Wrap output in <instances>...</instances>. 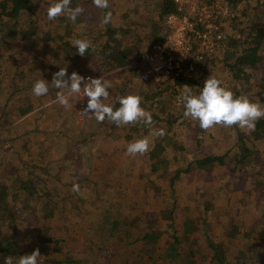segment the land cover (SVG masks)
Listing matches in <instances>:
<instances>
[{
    "label": "rangeland",
    "instance_id": "374dc122",
    "mask_svg": "<svg viewBox=\"0 0 264 264\" xmlns=\"http://www.w3.org/2000/svg\"><path fill=\"white\" fill-rule=\"evenodd\" d=\"M46 1L44 4L35 2L36 14L39 28L45 27L46 34L42 30V35L48 37L46 40L41 38L42 45L52 40L51 32L59 39L53 49L42 52V56L35 49L31 56L28 49L31 43L12 42L7 49L9 58L5 57L0 62V195H6L7 204L18 210L14 224L0 225L17 228V234L9 239L1 238L0 245L9 240L16 244L9 249L23 251L31 243L39 247L40 240L46 239L48 234L57 235L67 252L83 257L88 253L92 237L95 235L98 238L96 228L104 229L106 225H111L112 237L106 239V243H110L113 251L122 252L120 259L135 264H159L147 256V245L143 239L145 233L157 235L162 232L154 251L158 255L171 247L169 241L174 232H181L188 223L193 225L190 238H195L201 255L211 251V240L220 242L227 233L233 234L234 244L238 242L240 245L248 241L239 238L241 233L249 234L251 226L257 225V230L264 234V179L260 180L264 175L257 169L254 172L248 170L250 155L238 159L244 145L239 143V132L246 135V145L252 146L253 128L217 125L208 130L201 129L198 122L183 116L182 103L176 99L173 112L180 119L172 128L152 124L142 128V133L132 136V131L124 126L97 128L98 123L92 120V115H86L80 108L81 102L86 105L87 97L77 96L68 107H64L53 102L57 91L54 87L50 86L46 96L32 95L33 83L42 78L51 82L60 67L72 66L73 71L85 66L78 71L83 77L106 78L109 75L103 74V77L98 72H86L87 66L91 67L88 61L71 53L63 60L65 54L58 50L56 44H61L60 40L70 32L72 20L62 15L49 21L46 12L52 0ZM256 1H247L246 6ZM109 3L111 10L116 11V14H109L110 19L114 17L115 21L124 15V22L135 23L140 29L139 38L138 33H132L123 36V42L134 50L144 51L145 40L155 33L152 26L158 18L156 8L159 0H109ZM82 15L85 23L78 24V27L89 28L86 38L92 44V7L84 8ZM96 29L103 30L100 34L103 33V23ZM224 53L222 50L214 58ZM39 56L48 59V66L55 64L49 68L38 64L36 57ZM217 65L215 73L221 75L223 67L218 60ZM8 66H12L8 69L16 66L21 69L22 73L16 77L18 83L10 84L4 78L3 70H8ZM45 68L47 74L43 73ZM128 68L115 69L113 78L120 81L123 76L131 77ZM247 75L246 79H250L251 75ZM134 80H137L136 77ZM160 82L158 85L163 87V95L175 94L166 86L172 85L169 80ZM227 84L235 96L240 91V96L246 97L254 87L252 85L245 92L239 82ZM21 87L27 91L25 98L6 99L7 91L23 92ZM110 91L105 101L118 99V89ZM26 104L31 105L32 110L18 116L16 112ZM9 119L11 122H8ZM157 129H163L166 135H151ZM166 136L165 162L155 170L147 152L142 155L126 152L128 143L136 139L147 137L151 147ZM206 155H221L223 162L200 165L198 160ZM236 165L247 166L240 168ZM31 172L35 180L21 187L18 181L24 180V175ZM8 173L12 178L16 175L15 180L9 179L13 186L20 188L19 191L10 188ZM73 184L78 185V191H73ZM112 201L119 202V205L111 207L109 204ZM136 217L139 222L133 220ZM116 218L121 220L119 227L112 226ZM39 227L43 229L39 230ZM44 231L48 232L46 236L41 235ZM198 257L196 255V259Z\"/></svg>",
    "mask_w": 264,
    "mask_h": 264
},
{
    "label": "trees",
    "instance_id": "16d2710c",
    "mask_svg": "<svg viewBox=\"0 0 264 264\" xmlns=\"http://www.w3.org/2000/svg\"><path fill=\"white\" fill-rule=\"evenodd\" d=\"M38 1L40 3L42 2V4L47 3L46 0H0V62L5 57L6 59L9 58L7 49L11 47L12 42H23L25 44L31 43V47L28 46V49H30V55L32 56V51L37 49V52L39 51V55L42 56V52L51 51L54 47V43L59 41L57 37H53V32H51L49 34L52 40H50V42L46 45H42L43 42L41 38H45L44 40H46L48 37L42 35V30L45 31V27L39 28L40 22L39 17L36 14L37 8L35 5V2ZM207 1L213 2L218 0ZM219 1L222 2L224 6L229 7L230 14L228 16L231 17L229 18L231 20L225 19L224 21L225 28L228 31L226 39L222 42L223 45L226 43L223 48L225 53L218 58H213V56H211L212 58L208 57L204 62L195 63V65L200 69V75L196 78H179L172 83V85H166L169 87L170 91H175V94L171 92L166 96L163 95V87L158 85L160 81L157 83L154 81L140 83L137 82V80H134L136 77L137 65L139 64L144 51L151 44L161 41L166 35L165 16L170 12H177L175 0H159L156 8L158 11V18L154 21L155 24L152 26L155 28V33L151 38L145 40L146 48L144 51L134 50L130 47V45H126V43L123 42V36H130L132 33H138L137 37H140V29H138V26L135 23L127 21L124 22L122 19L124 15H122V17L119 16L115 21L113 20V17L112 19L109 18L107 23L104 22L106 15H109L110 13L116 14V11L111 10L109 0L107 8L104 9L97 8L93 4V0H72V7L77 5L81 6L83 9L92 7L91 22L95 28L92 26L91 48L85 56L81 57L75 52V48L73 47V42L75 40H87L86 37L88 35L89 28L85 29L86 27L84 26L78 27V24L84 25L85 23L83 20L85 17L83 15L82 17L79 15L75 21L72 20L70 23L72 29H70V32L66 33L63 38L62 36L60 37L62 38V40H60L61 44H56V47L58 50H62L64 52L65 56L63 57V60H65L69 53H71L76 55L78 58L88 61L91 67L87 66L88 68L86 69V72L92 71V73L98 72L99 74H106L109 71L118 68L122 69L129 67L128 70L131 77H126L122 83H120L121 86L118 87L120 89L117 91L118 96L121 97L134 94L142 97L141 106L149 111L152 116L151 125L158 124L159 126L172 128L174 124L178 122L177 120L180 119V116L173 112L176 99H178L185 87L191 88L193 94L198 93L203 85V81L209 75L214 77L218 76L216 78H218L222 82V85L226 88H228L226 86L228 85L227 82L229 84L231 82H239L242 91L246 92L252 85H254L253 91L249 92L246 97L251 102H257L264 106V0H257L255 3L248 4L247 6V1L250 0ZM53 2L54 0H52V3ZM102 23L105 30L100 34V31L103 30L96 28L100 27ZM35 36L36 38H34ZM42 46L43 48H40ZM40 56L36 57L38 64H45L47 65V68L55 64L51 63L48 66V63H46L48 59ZM10 59L12 60L14 58ZM217 60L223 67L220 71L221 75H216L215 73V68L218 66ZM14 65L15 64L12 66ZM12 66H8L6 69ZM47 68H45L43 73H48L45 72ZM72 68V66L67 67V74H71L73 71H76L79 74L78 71L84 69L85 66H81L79 69L77 68L71 71ZM1 71L2 70H0V73ZM255 71L258 72L256 73ZM3 73L4 78L11 82L10 84H14L15 81L17 83L19 82L16 77H18L22 71L18 66H16L12 69L3 70ZM247 73L251 75L250 79L249 77L246 79L248 76ZM16 74L17 76H15ZM146 84L149 85V87H147ZM27 89L29 90L30 87L28 86ZM21 90L23 92L14 90L7 91L6 99L25 98L27 91L23 87H21ZM239 92L237 93L238 96H240ZM104 102L112 104L114 107L119 106L117 98ZM26 105L18 109L16 112L18 116H22L32 109L31 105ZM181 113H183V105ZM92 118V120L97 122L93 116ZM8 122H11V119H9ZM97 123V128L101 126H108L113 129L116 128V124L107 119ZM151 125L146 126L142 122H136L123 126L125 128L127 127L129 131H132V136H135L136 134L142 133V128H148ZM251 136L253 138V145L247 146V141H245L246 135L239 132V143L244 145L241 146L242 153L238 159H241L242 157H249L248 155H250L253 159L251 158L248 170L250 172H254L255 169H257L258 172L264 175V118L256 121L255 126L251 131ZM166 140L167 136L161 141L155 142L147 151V154L152 161V167L154 170L165 162V143L168 141ZM260 152H262V155H260ZM217 161L221 163L223 162L221 155H206L199 159L198 163L203 166H211ZM236 166L243 168L247 165ZM36 173L40 175L39 171H36ZM10 175L11 173L7 174V182L10 184V188H13L15 192L19 191V187L12 185V181L9 179V177L12 178ZM24 176V180L18 181L21 187H24L28 182L31 184V182L35 180L32 176V172L27 173ZM16 178L17 177L15 175L12 179L15 180ZM263 179L264 176L260 180L263 181ZM263 190L264 185L262 191ZM109 205L111 207H116L119 205V202L112 201ZM17 215L18 210L14 209L12 205L7 204V196L0 195V225L4 224L3 226H5L6 224H14L17 220ZM133 220L136 222L140 221L138 217ZM120 223L121 220L117 219L112 222V226L119 227L121 225ZM42 229V227H39V230ZM0 230V240L5 237L6 239H9L18 231L17 228L2 226H0ZM238 230L235 231L236 234ZM95 231L96 237L98 238L96 239L95 235L92 237V242L88 245V253L83 257L79 254H70L65 250L62 239H59L57 235H49L47 231H44L41 235L46 236V234H48V237L40 240L39 247L35 246L34 243H31V245L26 247L23 251H18L16 248L9 249V246H16L14 242L9 240L5 245H0V264H3L4 257L6 256H13L15 264V259H17L19 255L31 254L33 250L37 249L42 255L40 258L41 264H135L130 263L129 260H125L124 258L120 259L122 252L120 250L117 252L113 251L110 243H106L107 240L112 237L111 235L113 232L111 225L110 227L106 225L104 229L97 227ZM192 231L193 225L188 223L181 232H174L169 241L171 247H169L162 255L154 253L156 250V244L160 239L159 236H161L162 232L160 231L157 235L145 233L146 235H143V239L147 245V256L152 257L153 262H159V264H264V234L257 230V225L251 226L249 234L244 232L241 233V237L239 238L248 239V241L242 242V245L238 242L234 244L232 239L233 234L227 233L224 240L220 242L211 240V251H206L205 254L202 255L200 251H197L198 245L195 238H190ZM235 238H237V235ZM188 242H191V244L188 245ZM195 242L196 246L194 247L193 244ZM235 245L239 248V250ZM186 248L191 251H187ZM196 255H199L197 259ZM134 256L139 259L138 254L135 252ZM180 259H182L183 263L180 262Z\"/></svg>",
    "mask_w": 264,
    "mask_h": 264
},
{
    "label": "clouds",
    "instance_id": "9594fccd",
    "mask_svg": "<svg viewBox=\"0 0 264 264\" xmlns=\"http://www.w3.org/2000/svg\"><path fill=\"white\" fill-rule=\"evenodd\" d=\"M97 8H107L108 0H93ZM72 0H54L47 8L46 16L52 21L62 15L69 20L75 21L84 11L77 5L72 7ZM110 16L106 15L104 22L107 23ZM75 52L81 57L85 56L91 48L88 40L77 39L73 42ZM67 67H60L48 82L45 79L36 80L31 88V93L35 97L46 96L49 88L57 89L54 103L68 107L71 100L77 96L87 97L86 105L82 112L92 115L97 122L105 119L112 121L116 126L128 125L142 122L146 126L151 125L152 116L149 111L141 106L142 97L129 94L118 98V107L104 101L109 97V90L112 85L109 80L102 78H88L73 71L67 74ZM140 82V81H139ZM151 82V81H150ZM147 83V82H140ZM183 105V116L192 121L198 122L201 129L208 130L214 126L239 128H254L256 121L264 118V106L257 102H251L245 96H235L233 92L224 87L222 82L209 75L204 81L199 92L193 94L191 88L185 87L178 97ZM164 130L157 129L151 135L163 136ZM150 148V141L147 137L136 139L128 143L126 152L130 155L144 154ZM73 191H78L79 187L73 184ZM42 255L39 250H33L31 254L19 255L15 259V264H41ZM3 264H14L13 256L4 257Z\"/></svg>",
    "mask_w": 264,
    "mask_h": 264
},
{
    "label": "built area",
    "instance_id": "2783aa9c",
    "mask_svg": "<svg viewBox=\"0 0 264 264\" xmlns=\"http://www.w3.org/2000/svg\"><path fill=\"white\" fill-rule=\"evenodd\" d=\"M175 3L177 12L165 16L166 35L144 51L137 65L140 82L193 79L200 75L195 63L214 58L226 45L222 42L227 37L224 21L230 14L228 6L219 0H175ZM84 106L85 102H81L82 110Z\"/></svg>",
    "mask_w": 264,
    "mask_h": 264
},
{
    "label": "crops",
    "instance_id": "0c3cea01",
    "mask_svg": "<svg viewBox=\"0 0 264 264\" xmlns=\"http://www.w3.org/2000/svg\"><path fill=\"white\" fill-rule=\"evenodd\" d=\"M221 55H222V54H221ZM113 71H114V70L109 71L108 73H106V74H109V75L106 76V79L109 80V81L111 82V85H112L110 93H111L112 91L116 90V89H120V88H118V87L121 86L120 83H122V81L126 78V76H125V77L123 76L124 79H122V80H120V81H119L118 79L113 78ZM101 75H102L103 77H105V75H103V74H101ZM137 75H138V70L136 71V79H137V81H139ZM109 76H110V78H109ZM96 78H98V76H97ZM112 78H113V80H112ZM115 85H116V86H115ZM116 95H118V92H117ZM117 97H118V96H117ZM31 110H32V109H31ZM31 110H30V111H31ZM30 111H29V112H30ZM29 112H27V113H29ZM27 113H25V114H27ZM25 114H23V115H25Z\"/></svg>",
    "mask_w": 264,
    "mask_h": 264
},
{
    "label": "flooded vegetation",
    "instance_id": "af4514ba",
    "mask_svg": "<svg viewBox=\"0 0 264 264\" xmlns=\"http://www.w3.org/2000/svg\"><path fill=\"white\" fill-rule=\"evenodd\" d=\"M225 31H227V29L225 28Z\"/></svg>",
    "mask_w": 264,
    "mask_h": 264
}]
</instances>
